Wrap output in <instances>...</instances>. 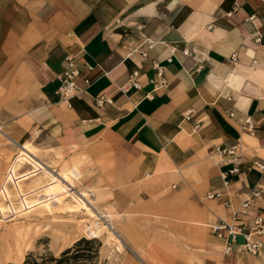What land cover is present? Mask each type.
<instances>
[{
    "label": "crops",
    "instance_id": "1",
    "mask_svg": "<svg viewBox=\"0 0 264 264\" xmlns=\"http://www.w3.org/2000/svg\"><path fill=\"white\" fill-rule=\"evenodd\" d=\"M0 105L106 197L126 260L264 264V233L213 231L247 199L264 222V0H0Z\"/></svg>",
    "mask_w": 264,
    "mask_h": 264
},
{
    "label": "rangeland",
    "instance_id": "2",
    "mask_svg": "<svg viewBox=\"0 0 264 264\" xmlns=\"http://www.w3.org/2000/svg\"><path fill=\"white\" fill-rule=\"evenodd\" d=\"M10 120L0 105L2 131L7 130L5 124ZM4 133L0 131V264H23L28 254L35 258L46 253L57 256L80 238L97 240L106 264H136L126 260L127 255H133L132 250L106 213V197L89 188L83 174L78 175L77 163L76 168L68 165L65 159L52 155L50 147H42L43 141H48L44 136L33 134L29 142H21L12 132H7L8 136ZM23 145L32 150L31 155ZM70 170L75 173L70 174L74 186L71 194L59 201L47 189L51 182L60 180V171ZM78 192L92 200L99 215L87 207Z\"/></svg>",
    "mask_w": 264,
    "mask_h": 264
},
{
    "label": "built area",
    "instance_id": "3",
    "mask_svg": "<svg viewBox=\"0 0 264 264\" xmlns=\"http://www.w3.org/2000/svg\"><path fill=\"white\" fill-rule=\"evenodd\" d=\"M78 76V71L74 67V63L71 60H68V67L66 70L59 75L60 85L58 88V92L61 97L68 98L73 96L77 92V87L75 84V79ZM101 102V97L97 99V103ZM193 110L186 109L183 113V117L187 121L192 120ZM227 153L231 156L233 166L229 169L228 174L233 175L239 173L237 156L234 153L233 149H228ZM256 168L260 172L261 178L264 180V164L263 163H254ZM256 193H254L255 195ZM219 193H208V197H217ZM249 217L253 220V225L250 229L244 230L245 224L244 219L242 217ZM88 229L89 227L86 226ZM91 231V230H90ZM213 231L218 235L224 237L227 241L225 244V251H229L231 249V244L235 242L236 236L241 235L243 237V241L238 244V247L249 254H256L260 248V242L257 239V236L264 233V222L261 216L253 214L251 210V200L247 199L242 202V205L237 209L234 215L233 223L221 222L219 224L214 225ZM223 232H226L224 235ZM93 234V232H91Z\"/></svg>",
    "mask_w": 264,
    "mask_h": 264
},
{
    "label": "trees",
    "instance_id": "4",
    "mask_svg": "<svg viewBox=\"0 0 264 264\" xmlns=\"http://www.w3.org/2000/svg\"><path fill=\"white\" fill-rule=\"evenodd\" d=\"M100 245L95 239L80 238L57 256L46 253L35 258L28 254L23 264H106L100 257Z\"/></svg>",
    "mask_w": 264,
    "mask_h": 264
},
{
    "label": "bare ground",
    "instance_id": "5",
    "mask_svg": "<svg viewBox=\"0 0 264 264\" xmlns=\"http://www.w3.org/2000/svg\"><path fill=\"white\" fill-rule=\"evenodd\" d=\"M0 131L2 133H4L0 127ZM5 134V133H4ZM22 149H24L25 151H27L30 155H31V149L26 146L23 145ZM69 171V170H68ZM70 174H75L74 171H71L66 173L65 171H60L57 175L60 178V180L58 181H53L50 183L47 192L49 194L54 195V197H56L59 201L64 199V196H68L71 194V188L74 186L73 181L71 180V176ZM89 192V190H88ZM69 193V194H68ZM78 197L84 201V203H86L87 207L96 215H99V212L96 211L93 207V205L91 204V201H87V199L85 198V193L84 192H78ZM87 195V194H86ZM90 196V195H89ZM55 199V198H54ZM57 201V200H56ZM113 232V231H112ZM114 233V232H113Z\"/></svg>",
    "mask_w": 264,
    "mask_h": 264
}]
</instances>
